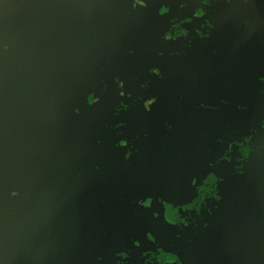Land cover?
<instances>
[{
  "label": "water",
  "instance_id": "95a60500",
  "mask_svg": "<svg viewBox=\"0 0 264 264\" xmlns=\"http://www.w3.org/2000/svg\"><path fill=\"white\" fill-rule=\"evenodd\" d=\"M0 264H264V0H0Z\"/></svg>",
  "mask_w": 264,
  "mask_h": 264
}]
</instances>
